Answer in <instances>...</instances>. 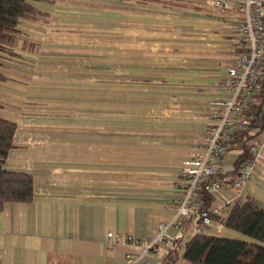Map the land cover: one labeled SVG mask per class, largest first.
I'll list each match as a JSON object with an SVG mask.
<instances>
[{
  "label": "crops",
  "instance_id": "obj_1",
  "mask_svg": "<svg viewBox=\"0 0 264 264\" xmlns=\"http://www.w3.org/2000/svg\"><path fill=\"white\" fill-rule=\"evenodd\" d=\"M213 2L54 0L21 21L0 52V114L17 126L5 168L30 174L34 197L0 208V264L162 260L116 236L154 238L176 215L183 161L201 144L235 57L236 16ZM252 133L254 179L242 194L225 186L211 209L248 198L264 208V126ZM242 155L225 157L224 183ZM221 216L206 235L250 241ZM183 232L182 248L196 235Z\"/></svg>",
  "mask_w": 264,
  "mask_h": 264
},
{
  "label": "built area",
  "instance_id": "obj_2",
  "mask_svg": "<svg viewBox=\"0 0 264 264\" xmlns=\"http://www.w3.org/2000/svg\"><path fill=\"white\" fill-rule=\"evenodd\" d=\"M219 13L234 14L235 57L223 81V94L216 101V108L210 113V125L205 129L201 144L183 161L179 179L180 196L173 204L176 215L161 223L154 238H136L118 234L117 241L145 245L144 253L164 252L166 257L181 245L183 228L190 225L196 234H205L213 224L211 214H221L225 219L230 205H220L216 210L206 207L207 196L214 201L226 186L242 194L249 181L254 179L261 153L257 142H247L248 158L245 159L231 182H223V161L231 151L239 131L251 125L250 109L255 96L264 86V0H214ZM264 126V112L259 128ZM178 229L176 235L168 233L169 228ZM113 233H109L112 238ZM112 248V244H108ZM143 255L127 254V264H150L142 260ZM163 257V258H164ZM162 258V260H163ZM161 260V261H162ZM158 262V264L161 263Z\"/></svg>",
  "mask_w": 264,
  "mask_h": 264
},
{
  "label": "trees",
  "instance_id": "obj_3",
  "mask_svg": "<svg viewBox=\"0 0 264 264\" xmlns=\"http://www.w3.org/2000/svg\"><path fill=\"white\" fill-rule=\"evenodd\" d=\"M54 0H0V52H5L14 43L18 26L23 19H34L45 15L36 3ZM0 79L2 74L0 73ZM264 86L255 96L250 109L251 125L237 133L231 150L240 148L243 155L236 163V170L248 158L247 142L254 137L253 130L259 128L263 116ZM16 123L0 114V208L8 202H29L34 197V181L30 174L10 171L5 168L16 131ZM206 207L212 198L208 195ZM213 215L210 216L213 219ZM224 224L247 237L250 241L234 238L213 237L196 234L185 247H178L163 258L161 264H264V208L252 198L232 205ZM188 226V225H186Z\"/></svg>",
  "mask_w": 264,
  "mask_h": 264
}]
</instances>
